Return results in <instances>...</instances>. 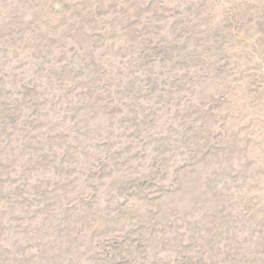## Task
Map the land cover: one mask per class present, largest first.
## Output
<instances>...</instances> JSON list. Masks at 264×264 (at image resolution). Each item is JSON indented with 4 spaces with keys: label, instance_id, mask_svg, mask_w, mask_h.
Instances as JSON below:
<instances>
[{
    "label": "rangeland",
    "instance_id": "obj_1",
    "mask_svg": "<svg viewBox=\"0 0 264 264\" xmlns=\"http://www.w3.org/2000/svg\"><path fill=\"white\" fill-rule=\"evenodd\" d=\"M0 264H264V0H0Z\"/></svg>",
    "mask_w": 264,
    "mask_h": 264
}]
</instances>
